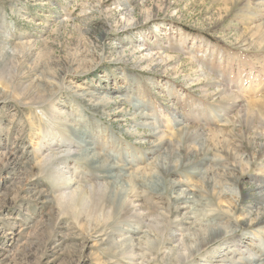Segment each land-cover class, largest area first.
<instances>
[{
  "label": "rangeland",
  "instance_id": "obj_1",
  "mask_svg": "<svg viewBox=\"0 0 264 264\" xmlns=\"http://www.w3.org/2000/svg\"><path fill=\"white\" fill-rule=\"evenodd\" d=\"M84 136L148 197L109 208L85 183L95 171L73 158ZM178 189L225 227L187 236L192 204ZM228 225L235 234L194 254ZM258 258L264 0H0V264Z\"/></svg>",
  "mask_w": 264,
  "mask_h": 264
},
{
  "label": "bare ground",
  "instance_id": "obj_2",
  "mask_svg": "<svg viewBox=\"0 0 264 264\" xmlns=\"http://www.w3.org/2000/svg\"><path fill=\"white\" fill-rule=\"evenodd\" d=\"M139 116H140V120L142 121L146 119L145 114L143 112H140ZM143 124L147 125L149 123H143ZM151 136L158 138V139L160 138L159 133H153ZM156 146H157L156 148L158 152L161 147L159 144ZM168 152H169L168 146L165 145V149L163 150V153H168ZM54 156H53L54 160L57 159L56 155ZM62 158L66 161L65 158H67V156L66 157L62 156L61 160H63ZM73 158L77 160H81V159L86 160L88 164L90 165L91 169L95 171V173L89 175V177L86 178L87 181L85 183H87V185L89 184L91 188H98L101 191L102 193L101 198L106 197V204L109 208H112L115 205L119 206L120 208H124L126 205L129 204V197L137 190H140L143 198L148 197L147 185L145 184L144 187L136 186L137 188L135 187L133 188V190H131L128 182H132L131 176L133 175V173L132 174L126 173L127 170L125 168L119 169L121 162L118 160V158L115 157L114 155H111L110 153H107L105 150H100L99 144L95 142L94 140H92V138L86 137V136L82 138L80 148L76 153H74ZM206 172L207 171L204 170V171H201L200 174H205ZM149 184H150V187H155V185H161V182L159 179L155 178L152 181H150ZM179 184L180 183H176L177 186ZM129 189H130V192H129ZM178 190H179V193H184L182 194L183 199H185V201L188 202L189 204L190 203L192 204V206L188 208V210H191V211L186 213L188 214V217H191V220H193L192 223H189L190 228L187 230L188 232L187 236L188 234H193L192 230L198 229L204 226H208V225H214L217 227H225V225L222 224L223 222L220 223V219H222L220 216V213H217L214 210L209 211L207 210L208 208L207 209L204 208L205 203L194 193L193 190L191 193L190 192L188 193L187 190H180V189ZM156 191H159V190L155 189L153 192H151V196L153 195V197H155V200L157 201V203L162 202V198L160 197L162 193L161 192L157 193ZM175 191H176V188H175ZM117 194L121 195L122 197L121 203L117 202L115 199V196ZM231 228H233L231 225L226 226V229L228 231L225 232L224 235H221V234L224 232L225 229L216 232L210 238L204 237L202 241V245H200L199 248H197L194 254L205 251L210 244L217 243L223 237H226V236L231 237L233 234L236 233V230H233ZM226 259L227 258H223V260H226ZM247 264H264V258H258L257 260L251 259L250 263L248 262Z\"/></svg>",
  "mask_w": 264,
  "mask_h": 264
}]
</instances>
